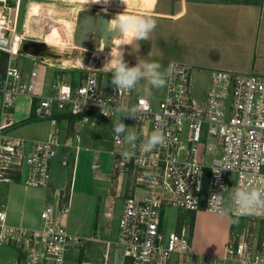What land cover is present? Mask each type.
<instances>
[{
	"label": "built area",
	"instance_id": "obj_1",
	"mask_svg": "<svg viewBox=\"0 0 264 264\" xmlns=\"http://www.w3.org/2000/svg\"><path fill=\"white\" fill-rule=\"evenodd\" d=\"M0 2V50L8 53L5 67H0V247L20 251L23 256L18 264H76L69 252L82 246L85 237L68 227L71 190L53 187L51 163L62 146L73 147L74 139L80 142L84 126L95 127L103 121L113 127L116 108L135 106L140 109L133 118L138 125L134 133L139 137L135 154L122 159L119 154L129 150L128 145L114 134L111 139L112 174L119 186L122 181L128 186L115 240L118 253L129 264H255L256 257L264 258V210L238 217L252 222L254 232L250 238L245 233H233L222 255L196 253L189 225L169 234L163 226L166 207L214 212L210 198L224 187L228 188L223 192L224 207L232 206L233 187L264 188V74L212 69L200 101L191 95L193 67L184 62H171L177 70L159 98L135 96V89L108 86L101 77L102 68L89 65L82 80L59 77L52 84V92L41 95L37 92V68L25 76L15 62L22 42L16 30L17 14L11 24V7L7 0ZM22 95L37 99L38 118L51 116L55 110L75 117L74 133L66 140L56 131L47 139L34 141L11 135L12 109ZM141 99L147 104L141 105ZM161 121L166 144L144 152L141 142ZM80 148L77 144L73 161L67 156L62 161L64 166L72 164L73 172ZM100 166L97 155L93 168ZM21 176L27 185L50 191L36 227L11 224L2 203L4 184Z\"/></svg>",
	"mask_w": 264,
	"mask_h": 264
},
{
	"label": "crops",
	"instance_id": "obj_2",
	"mask_svg": "<svg viewBox=\"0 0 264 264\" xmlns=\"http://www.w3.org/2000/svg\"><path fill=\"white\" fill-rule=\"evenodd\" d=\"M160 1L125 0V5L121 0V4L127 7L138 6L142 9L152 10ZM162 1L168 2L167 6L163 4L161 11L157 15L171 17L167 21L174 28V35L179 36V39L183 38L184 49L188 46L190 49H196L201 52L200 58L197 59L199 61L198 65L204 69L206 68L208 73L212 69L221 68L245 73L256 72L264 74V0L257 3L180 0L175 3V6H173L174 2L171 0ZM169 2L172 5H169ZM118 14L133 15L127 13ZM196 21H200L206 28L198 30L194 27ZM136 41V38L129 33L123 35L117 27L114 30L111 42L108 44V47L110 45L111 47L107 50V53L105 52L106 57H102L103 63L110 60L112 49L115 56L119 55L118 50L120 49L124 58L128 45L130 43L134 44ZM176 43L177 41L174 40L170 48L177 46ZM164 44L168 45V43ZM20 54L23 55L24 53L20 52ZM26 55L28 56V54ZM28 58L32 60L30 70L27 69L25 64ZM28 58H23L24 61L22 62L24 64L21 63L24 66L19 65L25 76L33 68H37V92L41 95L50 94L52 92V84L60 77L59 69L62 67L49 62L48 59L37 60L34 55H29ZM7 60L8 53L0 50V67L4 68ZM154 61L159 62L158 60ZM173 61L192 65L184 58L177 59L173 57L168 60V63L164 64V68ZM103 79L108 86L112 84L110 78L106 77L105 74ZM138 93L137 85L134 95L138 96ZM36 102L37 99L28 95H22L17 99L13 110L14 124L8 129L11 135L25 137L34 141L47 139L52 132L56 131L66 140L74 133L77 126L75 117L66 112L55 110L51 116L38 118L35 115ZM1 110L2 94H0V123ZM33 111L36 118L29 120ZM100 124L105 126L103 121H100L95 127L84 126L80 142L74 139L73 147L62 146L59 149L58 155L51 163V177L53 168L58 164L63 166L62 161L66 156L73 161L76 157L77 144L81 146L78 155L83 150L94 151L95 161V157L99 156L104 143H106L101 139L102 134H105L101 130ZM136 129H138V125L135 121V126L134 128L132 127L131 132L134 133ZM94 148L98 149L95 150ZM71 170L72 177L69 190H71L72 198L76 169L75 172H73V169ZM67 175L70 174L67 173ZM96 179L104 181L105 186L102 189L100 188L101 194L99 193L92 202L93 210L91 216L89 217L85 212L82 216L80 214L75 219L70 213L68 218L69 229L85 237L82 246H75L70 250L71 252L75 249L70 258L76 264H129V260L118 253L115 244L118 236V223L124 199L128 192L127 182L122 181L121 186H119L118 180L113 176L112 171L109 175L96 176ZM53 187L56 186L53 185ZM26 189L33 190V193H29V190L27 191ZM47 192L50 195V191H46L43 187L27 185L23 176L18 177L16 181L5 183L2 189V203L5 205L8 221L16 225L38 226L40 224V213L47 202L44 201ZM40 196L43 197L42 203L38 202L40 201L38 200ZM117 198L122 199L119 209L117 207ZM230 207V204H228L226 208ZM189 215L191 220L188 225H191L193 219V228L191 229L193 250L201 255H222L227 242L231 239L233 233H236L235 219L237 218L231 213L222 217L207 210H200ZM115 222L116 227L113 225ZM176 222L180 230L184 222L182 221L181 223L180 218L176 219ZM263 222L264 220L262 224ZM8 251L1 252L6 255V258L3 259L0 255V264H18L23 254L15 249Z\"/></svg>",
	"mask_w": 264,
	"mask_h": 264
},
{
	"label": "rangeland",
	"instance_id": "obj_3",
	"mask_svg": "<svg viewBox=\"0 0 264 264\" xmlns=\"http://www.w3.org/2000/svg\"><path fill=\"white\" fill-rule=\"evenodd\" d=\"M38 1L41 4L40 12L38 15L28 14V6L30 2ZM175 3L180 0H171ZM183 1V0H182ZM194 1H226V2H243V3H253L260 2L262 0H194ZM19 0H7V5L11 7L9 10L10 23L13 24L16 18V7ZM2 2H0L1 4ZM104 3V4H102ZM168 2H163L162 0L154 9L147 10L142 9L138 6L127 7L121 4V0H108L107 3L99 1L96 3L83 2L81 0H27L26 11L24 16L23 30L20 32L21 50L24 54H19L15 58V62L18 65H23L24 59L28 58L29 55H34L37 60L48 59L49 62L58 64L59 75L62 78L78 82L82 80L88 71L89 65H95L96 67L102 68L101 77L105 74L106 77L112 79L111 72L109 71V66H105L102 61V57H106L107 50L111 47L105 45L102 47L101 43H94L93 36L97 35L98 32L95 30H85L82 32L84 37H92V40L84 39L83 46L75 44V26L80 18V20H85L87 17L85 14L90 13L91 16L96 20L99 15H117L118 13H127L133 15L141 16H151L156 20V28L149 35L147 40H137L134 44H129L125 52L124 60L129 66H135L137 60L141 58L147 59L150 53V58L152 60H158L161 65L164 66L168 63L170 58L186 59L188 63L193 65L192 74V87L191 95L196 100H202L205 96L208 84H209V73L208 70L200 67L198 58H200L201 52L198 50L190 49L188 46L186 49L183 47V38L179 39V36L174 35L175 31L170 22L167 19L171 17L159 16L157 15L161 11V7L167 6ZM171 2H169V5ZM172 5V4H171ZM170 6V7H173ZM29 18V19H28ZM45 20H44V19ZM26 25V26H25ZM198 30L206 28L200 21H196L194 24ZM192 29V27H190ZM115 30V29H114ZM67 32V33H66ZM106 32V31H105ZM97 33V34H96ZM92 35V36H91ZM113 37V35H112ZM112 39V38H111ZM177 41L174 47L171 44ZM187 40V39H186ZM19 41V40H18ZM173 41V42H172ZM182 41V42H181ZM111 42V40H110ZM181 42V43H180ZM164 43H168L167 46ZM188 44V43H187ZM66 46V47H65ZM107 46V47H106ZM97 47V48H96ZM102 47V50L100 49ZM63 48V49H62ZM100 49V50H99ZM100 51V52H99ZM106 52V53H105ZM208 52V51H207ZM206 52V53H207ZM236 52V51H234ZM67 53V54H66ZM240 53V52H239ZM28 54V56L26 55ZM98 54V55H97ZM105 54V55H103ZM97 55V56H96ZM115 57V55H113ZM170 56V57H168ZM76 58V59H74ZM190 58V59H189ZM111 59V55H110ZM95 60V61H94ZM23 64H22V63ZM26 67L30 70L32 66V60L30 58L25 61ZM191 65V66H192ZM24 66V65H23ZM104 67V68H103ZM163 70V69H162ZM66 75H65V74ZM164 88V87H163ZM163 88L156 89L151 88L146 84L144 80H141L138 84L139 95L141 96H155L161 97ZM14 109H12L13 111ZM119 113L115 115L112 123L119 117ZM122 122L129 127L128 131L131 132L132 127L135 126V121L131 117L121 116ZM101 130L105 135L102 134V141H105L103 148L99 154V160L101 161V166L98 169L92 168V163L94 162V151L83 150L79 153L77 158L74 188L72 194V215L73 218L77 219L79 215L87 213L91 216L93 207L92 202L95 200L97 195L101 194V189L105 186V182L96 179V176L109 175L112 171V154L110 150L113 148V142L111 138L113 137L112 128L110 125L105 123L100 124ZM10 131V130H9ZM127 133H125L126 135ZM97 150L98 148H94ZM72 164L68 166H62L58 164L53 168V174L51 177V182L54 186L61 188L65 187L69 189L70 179L72 177ZM69 173L70 175H67ZM101 188V189H100ZM27 191L29 189H26ZM46 191H48L46 189ZM29 193H33V190H29ZM29 196V195H28ZM49 193H46L44 201L49 198ZM38 202L43 201V197L38 198ZM122 199L117 198V207H121ZM118 211V210H117ZM116 211V212H117ZM191 213L186 210H182L176 207H166L164 211L163 226L164 231L169 234L171 231L179 230L177 226L176 219H181L184 222L183 225L188 226V222L191 220L189 217ZM235 219V229L238 234H247L246 236L250 238L254 232V227L252 222L247 220H241L236 217ZM116 227V222L113 224ZM190 230H191V225ZM79 233V232H78ZM235 234V232H234ZM260 234V231H259ZM80 235V234H79ZM192 235V230H191ZM261 235L264 236V222L261 227ZM192 244V239H191ZM12 247H0L1 258H6L1 252L14 250ZM17 250V249H15ZM9 252V251H8ZM75 249L69 252V257L73 255ZM71 259V258H70Z\"/></svg>",
	"mask_w": 264,
	"mask_h": 264
},
{
	"label": "clouds",
	"instance_id": "obj_4",
	"mask_svg": "<svg viewBox=\"0 0 264 264\" xmlns=\"http://www.w3.org/2000/svg\"><path fill=\"white\" fill-rule=\"evenodd\" d=\"M104 2L107 3L108 0H104ZM122 2L125 4V0H122ZM109 23L112 29L118 27L123 35L129 33L137 40H147L156 28V20L151 16L118 14ZM118 51L119 55L114 57L112 49L111 59L104 65V67L109 66V71L112 76L111 83L116 89L134 90L141 80H144L151 88L160 89L167 85L168 78L173 77L177 70L176 65L173 63H170L164 68L159 62L150 58V53L147 59L141 58L137 60L135 66H129L123 58L122 51L120 49ZM140 104L146 105L147 101L141 99ZM139 110L135 106L131 108L118 107L115 109L120 115L112 123V132L117 138H122L123 142L128 145L129 150H125L119 154L125 160L130 159L135 154L136 142L139 137L135 133L128 131L129 127L122 122L120 117L123 115L136 119ZM157 119L161 120L160 117H157ZM125 133L127 134L125 135ZM165 144L166 136L161 121L160 126L148 135L146 141L141 142L140 148L144 152H151ZM225 191H228L227 187L222 188L220 194L212 195L209 201V206L212 211L219 216H228L233 212L236 217L248 216L264 210V188L262 187H251L247 185L233 187L231 190L232 206L230 208L224 207L222 203L224 199L223 192ZM255 264H264V258L256 257Z\"/></svg>",
	"mask_w": 264,
	"mask_h": 264
},
{
	"label": "water",
	"instance_id": "obj_5",
	"mask_svg": "<svg viewBox=\"0 0 264 264\" xmlns=\"http://www.w3.org/2000/svg\"><path fill=\"white\" fill-rule=\"evenodd\" d=\"M26 3L27 0H19L18 12H17V23L16 30L18 33L22 32L23 24H24V16L26 11ZM87 19L77 21V25L75 28L74 40L75 44L79 46H83V40L86 38L88 40H92V37H84L82 32L85 30H95L98 32L99 37H103L105 31L108 29L110 16L109 15H99L96 20L91 16L90 13L85 14ZM97 34V33H96ZM94 37V36H93ZM93 41V40H92ZM108 46V44H106ZM106 46V47H107Z\"/></svg>",
	"mask_w": 264,
	"mask_h": 264
},
{
	"label": "bare ground",
	"instance_id": "obj_6",
	"mask_svg": "<svg viewBox=\"0 0 264 264\" xmlns=\"http://www.w3.org/2000/svg\"><path fill=\"white\" fill-rule=\"evenodd\" d=\"M83 2H99V1H102L104 2V0H81ZM113 1V0H112ZM40 8H41V4L40 2L38 1H32L30 2L29 6H28V14L30 15H38L39 12H40ZM117 15H110V21L115 18ZM29 19V18H28ZM44 19V18H43ZM45 20V19H44ZM109 21V22H110ZM26 26V25H25ZM67 33V32H66ZM114 33V29H112L110 27V23L108 25V29L106 30V32L104 33L103 37H99V36H94V43L98 44V43H101L102 47H104L106 44H109L110 43V40L112 38V35ZM98 35V34H97ZM92 36V35H91ZM18 45H19V41L16 42V48H18ZM66 47V46H65ZM102 47L100 48L102 50ZM97 48V47H96ZM63 49V48H62ZM99 49V50H100ZM100 52V51H99ZM67 54V53H66ZM98 55V54H97ZM96 55V56H97ZM95 61V60H94Z\"/></svg>",
	"mask_w": 264,
	"mask_h": 264
},
{
	"label": "trees",
	"instance_id": "obj_7",
	"mask_svg": "<svg viewBox=\"0 0 264 264\" xmlns=\"http://www.w3.org/2000/svg\"><path fill=\"white\" fill-rule=\"evenodd\" d=\"M35 108V107H34ZM34 118H36L35 117V115H34V111H33V114H32V116L30 117V119L29 120H32V119H34ZM193 228V219H192V222H191V229Z\"/></svg>",
	"mask_w": 264,
	"mask_h": 264
}]
</instances>
